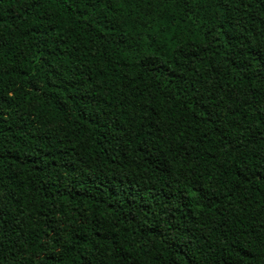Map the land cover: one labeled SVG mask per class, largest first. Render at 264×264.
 I'll return each mask as SVG.
<instances>
[{
    "label": "trees",
    "instance_id": "trees-1",
    "mask_svg": "<svg viewBox=\"0 0 264 264\" xmlns=\"http://www.w3.org/2000/svg\"><path fill=\"white\" fill-rule=\"evenodd\" d=\"M0 264H264V0H0Z\"/></svg>",
    "mask_w": 264,
    "mask_h": 264
}]
</instances>
